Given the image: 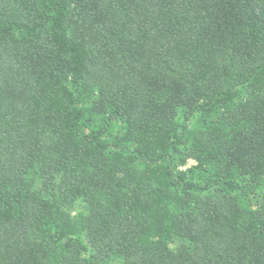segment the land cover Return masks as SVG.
Masks as SVG:
<instances>
[{
	"label": "trees",
	"instance_id": "obj_1",
	"mask_svg": "<svg viewBox=\"0 0 264 264\" xmlns=\"http://www.w3.org/2000/svg\"><path fill=\"white\" fill-rule=\"evenodd\" d=\"M0 264H264V0H0Z\"/></svg>",
	"mask_w": 264,
	"mask_h": 264
},
{
	"label": "rangeland",
	"instance_id": "obj_2",
	"mask_svg": "<svg viewBox=\"0 0 264 264\" xmlns=\"http://www.w3.org/2000/svg\"><path fill=\"white\" fill-rule=\"evenodd\" d=\"M196 162H194L193 160L190 162V165H194Z\"/></svg>",
	"mask_w": 264,
	"mask_h": 264
}]
</instances>
